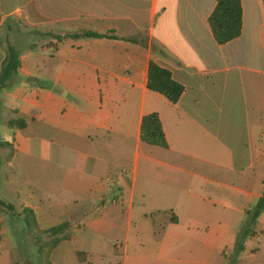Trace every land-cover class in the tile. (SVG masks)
<instances>
[{
	"label": "crops",
	"instance_id": "obj_1",
	"mask_svg": "<svg viewBox=\"0 0 264 264\" xmlns=\"http://www.w3.org/2000/svg\"><path fill=\"white\" fill-rule=\"evenodd\" d=\"M239 1V35L217 44L206 21L215 0H0V72L7 44L19 59L0 86V138L14 149L0 166L6 185L26 186L4 198L0 178V200L31 208L39 229L70 224L51 264H102L105 252L114 264H264V247L245 244L251 227L264 233V212L236 242L264 185V11ZM149 61L182 86L175 102L146 87ZM151 112L165 148L139 139ZM150 212L176 222L155 237ZM116 221L124 233L111 250L96 238Z\"/></svg>",
	"mask_w": 264,
	"mask_h": 264
},
{
	"label": "trees",
	"instance_id": "obj_2",
	"mask_svg": "<svg viewBox=\"0 0 264 264\" xmlns=\"http://www.w3.org/2000/svg\"><path fill=\"white\" fill-rule=\"evenodd\" d=\"M264 4V0H262ZM207 24L214 41L217 44H223L233 38H236L240 33L241 27V7L239 0H215V4L209 15L207 16ZM101 36L92 32H83L74 34V36ZM19 66L18 51L11 45L6 46V57L0 72V86L5 78L15 72ZM146 87L165 97L170 102H175L181 94L182 86L175 82L167 69L158 66L152 61H149L146 73ZM10 126L23 127L24 122L21 119L9 120ZM139 139L141 142L154 145L160 148L166 147V141L160 126L157 114L154 112L144 114L140 119ZM11 142H7L0 138V153L2 152L6 159H9L13 153ZM264 182V178H263ZM0 206L5 210L16 215L26 233L29 234L35 245V264H51L49 254L51 250L59 243V241L68 239L71 232V226L68 222L63 221L56 225L39 229L34 216V213L29 207H20L15 209L11 204L0 200ZM264 212V185L261 190V195L258 197L252 208L247 211V217L244 226L237 237V244L249 231L250 225L260 213ZM162 214L166 215V212ZM154 212H150L148 216L152 220V233L155 237L163 230L165 223L176 222V217L173 214L166 216L164 224H157L154 221Z\"/></svg>",
	"mask_w": 264,
	"mask_h": 264
},
{
	"label": "rangeland",
	"instance_id": "obj_3",
	"mask_svg": "<svg viewBox=\"0 0 264 264\" xmlns=\"http://www.w3.org/2000/svg\"><path fill=\"white\" fill-rule=\"evenodd\" d=\"M261 3L263 5V11H264V4L261 0ZM21 48V47H20ZM23 48V47H22ZM8 131V128L6 127V125L3 122H0V135H4L6 132ZM5 172V166L2 163L0 166V178H1V185H2V193H4L5 196L4 198H13L12 196V189L13 188H17L19 187L20 190L22 191H26L25 187L22 183H23V179L21 178L22 176H16L17 180L13 181V183L6 185L4 183L3 180V173ZM113 192H111L110 194H112ZM115 193V192H114ZM113 199H119V195L118 193H115L113 195ZM107 203H108V208L110 209V212H108L109 216H112L113 218H117L118 220H121L122 217V210L124 209L123 206L120 205V203L118 201H110V199H107ZM1 207V206H0ZM11 217L9 216V213L3 210H0V224L1 226H3L4 230L2 232V236H1V245H0V257L2 258L3 261H6L8 258H12L14 260L15 263L17 264H24V260H31L33 259V256L31 255V252H33L32 249V243L33 240L31 239V237L29 236L28 233H26L24 230L23 232L17 228L16 226V222L14 220L10 219ZM55 220H57L58 215L55 214L54 215ZM237 220V218H236ZM14 225L16 232L18 233L17 235H15V233H13L11 231V225ZM231 229H234L235 226H238V222L236 221H231L228 223ZM114 227L113 228H109L106 229L104 231H100L97 233V240H100L101 243L104 245L105 243H107V247L109 249L112 250L113 245L117 244L120 245L122 243V237H123V233H124V229L120 226L119 221L114 222ZM251 230H254L257 237L252 238V239H246V245H251V243L255 244L256 241L259 245V247H264V233L261 234L259 232V229L257 227H251ZM26 235V239L24 238ZM16 236H17V243L19 242L20 244H17L16 246ZM20 240V241H19ZM34 244V243H33ZM221 246H223V244H225L227 246L228 244V238H223L220 241ZM12 250V254H8L9 250ZM109 251V250H108ZM117 251L118 254H120L121 252V248L117 247ZM108 252H105L103 255L104 257H102V264H114V258L115 259H119V256H114L113 259H111L110 255H108ZM65 258L67 259V255H64ZM225 259V261H228V257H231L230 254H228V250H225V253L223 255ZM66 264H69L66 262Z\"/></svg>",
	"mask_w": 264,
	"mask_h": 264
}]
</instances>
